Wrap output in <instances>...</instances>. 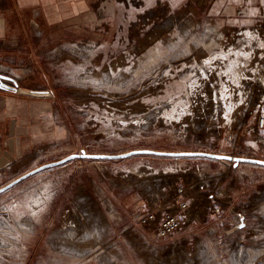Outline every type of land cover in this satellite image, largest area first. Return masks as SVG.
Here are the masks:
<instances>
[{
    "label": "rangeland",
    "instance_id": "obj_1",
    "mask_svg": "<svg viewBox=\"0 0 264 264\" xmlns=\"http://www.w3.org/2000/svg\"><path fill=\"white\" fill-rule=\"evenodd\" d=\"M89 1L78 26L29 22L0 48V71L52 92L29 94L45 102L42 137L0 157V186L82 150L264 158V0ZM153 211L181 228L157 236ZM0 264H264V165L136 154L53 166L0 193Z\"/></svg>",
    "mask_w": 264,
    "mask_h": 264
},
{
    "label": "crops",
    "instance_id": "obj_2",
    "mask_svg": "<svg viewBox=\"0 0 264 264\" xmlns=\"http://www.w3.org/2000/svg\"><path fill=\"white\" fill-rule=\"evenodd\" d=\"M90 4L89 0H0V48L14 47L10 37L27 29L29 22L45 34L78 26L75 23L89 18ZM44 104L39 97L0 88V157L20 155L38 142Z\"/></svg>",
    "mask_w": 264,
    "mask_h": 264
},
{
    "label": "water",
    "instance_id": "obj_3",
    "mask_svg": "<svg viewBox=\"0 0 264 264\" xmlns=\"http://www.w3.org/2000/svg\"><path fill=\"white\" fill-rule=\"evenodd\" d=\"M0 88H8L21 93L31 94V95H52L49 89H36L21 85L17 78L12 75L3 73L0 71ZM136 154H155L163 156H204L215 159H222L225 161H233L234 164L238 165L240 162H251L255 164L264 165V158L244 156V155H234L225 152H213V151H203V150H162L155 148H136L120 153H104V152H87L82 150L80 152H72L60 159L48 161L42 163L25 173L19 175L8 183L0 186V193L8 190L17 183L23 181L24 179L40 172L45 169L51 168L53 166L61 165L71 160L77 158H97V159H120L131 157ZM245 222L241 223L240 226H244Z\"/></svg>",
    "mask_w": 264,
    "mask_h": 264
},
{
    "label": "built area",
    "instance_id": "obj_4",
    "mask_svg": "<svg viewBox=\"0 0 264 264\" xmlns=\"http://www.w3.org/2000/svg\"><path fill=\"white\" fill-rule=\"evenodd\" d=\"M261 124H264V118H261ZM185 206L186 203H183V207ZM143 220L144 223H150L154 227L156 235L160 237L170 236L182 226V219L177 212L163 214V211H153Z\"/></svg>",
    "mask_w": 264,
    "mask_h": 264
},
{
    "label": "bare ground",
    "instance_id": "obj_5",
    "mask_svg": "<svg viewBox=\"0 0 264 264\" xmlns=\"http://www.w3.org/2000/svg\"><path fill=\"white\" fill-rule=\"evenodd\" d=\"M1 72H3V71H1ZM3 73H5V72H3ZM16 73H17V72H16ZM14 77H15V76H14ZM15 78H17V77H15ZM17 79L19 80V78H17ZM189 206H190V205H189ZM187 207H188V206H187ZM23 226H25V225H23ZM27 227H28V226H27ZM27 227H26V228H27Z\"/></svg>",
    "mask_w": 264,
    "mask_h": 264
}]
</instances>
